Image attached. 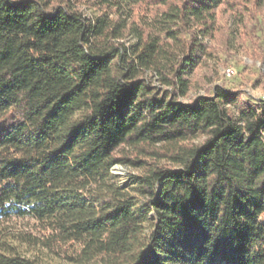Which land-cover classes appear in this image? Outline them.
Masks as SVG:
<instances>
[{"label": "trees", "instance_id": "1", "mask_svg": "<svg viewBox=\"0 0 264 264\" xmlns=\"http://www.w3.org/2000/svg\"><path fill=\"white\" fill-rule=\"evenodd\" d=\"M263 8L0 0V217L73 264H264V99L181 101L220 11ZM115 165L141 171L134 194ZM0 264L45 263L0 241Z\"/></svg>", "mask_w": 264, "mask_h": 264}, {"label": "rangeland", "instance_id": "2", "mask_svg": "<svg viewBox=\"0 0 264 264\" xmlns=\"http://www.w3.org/2000/svg\"><path fill=\"white\" fill-rule=\"evenodd\" d=\"M89 15H99L104 10L84 5ZM242 14L232 11H220L218 24L223 34L209 41L208 53L202 63L191 74V91L181 101L189 103L196 97L212 93L215 86L238 94L241 101L256 102L264 99V8L255 14L242 10ZM115 16L114 11L110 14ZM231 68V76L225 70ZM203 138L195 143H201ZM112 173L118 178L121 188L135 193V178L141 171L129 166L115 165ZM42 237L41 226L31 216L15 213L9 217H0V241L13 244L22 256L38 260L45 264H73L49 253L37 238ZM37 239V240H36ZM90 264H101L93 262Z\"/></svg>", "mask_w": 264, "mask_h": 264}, {"label": "built area", "instance_id": "3", "mask_svg": "<svg viewBox=\"0 0 264 264\" xmlns=\"http://www.w3.org/2000/svg\"><path fill=\"white\" fill-rule=\"evenodd\" d=\"M232 73H233V70H232L231 68H227V69L225 70V74H226L227 76H231Z\"/></svg>", "mask_w": 264, "mask_h": 264}]
</instances>
